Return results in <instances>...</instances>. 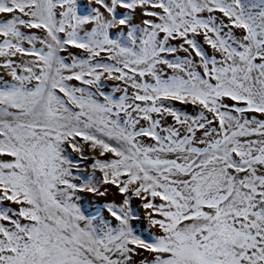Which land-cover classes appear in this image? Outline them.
<instances>
[{
  "label": "snow or ice",
  "instance_id": "1",
  "mask_svg": "<svg viewBox=\"0 0 264 264\" xmlns=\"http://www.w3.org/2000/svg\"><path fill=\"white\" fill-rule=\"evenodd\" d=\"M0 264H264V0H0Z\"/></svg>",
  "mask_w": 264,
  "mask_h": 264
}]
</instances>
